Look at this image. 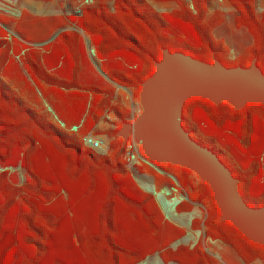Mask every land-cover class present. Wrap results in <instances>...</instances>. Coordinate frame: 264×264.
<instances>
[{
    "label": "trees",
    "instance_id": "1",
    "mask_svg": "<svg viewBox=\"0 0 264 264\" xmlns=\"http://www.w3.org/2000/svg\"><path fill=\"white\" fill-rule=\"evenodd\" d=\"M219 1L153 0L176 6L164 13L148 0H100L84 5L79 16H0V264H140L157 253L165 264L219 263L201 242L172 247L187 230L166 218L129 169L132 110L117 101L116 88L142 102L167 51L207 67L257 66L264 80V0L261 12L258 0H222L253 40L235 59L214 35L225 22L215 9ZM6 26L24 41L10 40ZM32 29L42 36L34 38ZM81 31L115 86L82 81L88 56ZM57 32L59 47L44 48L50 54L23 43H46ZM60 64L56 73L47 69ZM108 115L117 119L116 128L100 132ZM182 124L228 168L235 195L247 206L264 207V104L193 97L183 105ZM90 133L109 137L106 154L85 146ZM145 159L151 164L139 170L153 177L158 191L178 184L187 193L177 213L195 206L206 213L193 220V231L231 246L246 264H264V244L222 221L204 177L182 163ZM18 167L26 173L23 184L7 170Z\"/></svg>",
    "mask_w": 264,
    "mask_h": 264
},
{
    "label": "water",
    "instance_id": "2",
    "mask_svg": "<svg viewBox=\"0 0 264 264\" xmlns=\"http://www.w3.org/2000/svg\"><path fill=\"white\" fill-rule=\"evenodd\" d=\"M257 66L252 69L198 64L183 54H165L158 74L147 83L149 113L134 129L138 137L151 143L148 158L168 159L192 167L210 184L222 213V221L237 226L249 239L264 244V207L245 205L234 192L235 182L218 155L197 143L183 127V105L193 97H207L218 102L230 99L237 106L264 104V80ZM145 135V136H144Z\"/></svg>",
    "mask_w": 264,
    "mask_h": 264
},
{
    "label": "rangeland",
    "instance_id": "3",
    "mask_svg": "<svg viewBox=\"0 0 264 264\" xmlns=\"http://www.w3.org/2000/svg\"><path fill=\"white\" fill-rule=\"evenodd\" d=\"M94 0H23L21 4V12L23 15V12L26 11L33 17H41V16H54V15H74L79 16L81 14V10L86 4L93 3ZM109 1L111 4H113V0H106ZM151 2L155 8L164 13H169L173 9L176 8L175 5H169V6H159L155 5L153 0H148ZM258 11L261 12L263 10L262 2L261 0H258L257 3ZM215 9L220 10L224 14L225 22L216 29L214 32V35L217 40L223 41L228 48L230 49V58L235 59L239 55H241L248 47L252 45V37L245 29H239L235 25V16L236 13L234 10L230 9L226 5L222 3V0H220L217 4ZM21 15V17H22ZM20 17V18H21ZM19 18V19H20ZM16 19V20H19ZM4 28V27H3ZM7 31L9 32L10 37H16L19 40L24 41L20 35L15 31L13 26H6ZM31 29V28H30ZM73 29H76V26L73 25ZM32 33V36L34 38L42 36V33L39 30L32 29L30 30ZM81 34L84 38V43L87 49V64L84 67V73H83V82L90 83V82H97L100 85L106 86H115L103 73V64L98 59L95 51V47L92 43V40L89 36L85 35L83 31H81ZM58 35L59 32L55 33L47 42L52 47H59L58 43ZM25 45L29 47H35V48H42L44 49L47 44L41 43V44H30L27 42H23ZM6 78H8L6 76ZM259 79L262 80L261 77ZM11 81L13 83H18L16 78L10 77ZM117 88V101L122 103L124 106L129 107L132 110V116L130 117L129 121L131 122V136H133V132L136 130L138 125V121L147 113H149L150 109L147 105L146 99L150 95V88H146V94L145 99L142 102L134 101L132 98V93L130 90L125 88ZM27 96V93L25 94ZM32 101H36L35 97L31 95ZM236 103V102H235ZM56 123H59L55 119ZM116 122L117 119L113 115H108L97 127V130L100 132H106L110 129L116 128ZM134 129V131H133ZM136 135L138 133L136 132ZM145 136V135H144ZM101 137H105V139L109 140V137L107 135H102ZM141 139V137H140ZM143 143L141 146L139 145V151L143 158L146 156L148 157V149L151 145L149 142V139L146 137L142 138ZM99 154L103 155L108 152L107 149H103L102 151H97ZM151 164V163H150ZM142 163H135L129 165V169L132 171L134 175H137L140 173V167ZM22 173L25 177V171L22 170ZM198 174L199 172L196 171ZM13 176L17 178V173H14ZM164 193H166L170 198H176L177 200H187V193L180 189L179 185L177 184L176 187H166L163 188ZM202 215L205 216L206 213L200 208ZM257 264H262V262H258Z\"/></svg>",
    "mask_w": 264,
    "mask_h": 264
},
{
    "label": "crops",
    "instance_id": "4",
    "mask_svg": "<svg viewBox=\"0 0 264 264\" xmlns=\"http://www.w3.org/2000/svg\"><path fill=\"white\" fill-rule=\"evenodd\" d=\"M97 1L100 0H94L93 3ZM54 16H58V15H54ZM65 16H70V15H65ZM9 39L11 40L12 37H10ZM45 44H48V42H46ZM51 50L52 49L50 50L44 49L43 53L50 54ZM61 66L62 65L60 64L58 68L53 69L52 67H47V69L51 73H56V71ZM7 170H9L11 174L17 173V179L19 184H23L25 182L26 173L24 177L22 173L23 169L21 167L7 168ZM2 171L3 169L0 167V172ZM134 177L144 190L156 196V199L160 207L162 208L166 218L172 223L180 227H183L187 230V235L172 245L174 249L178 248L181 245L195 247L198 243L201 242L205 247V249L219 260L218 264H246L231 246L218 240L215 241L206 238L204 231H193L191 229L192 222L195 218H200V219L204 218L199 206H195L194 210L190 213H177L176 207L180 202H182V200H177L176 198L175 199L170 198L166 193H164L165 192L164 189L158 191L153 177H151L148 174H143L140 172L137 175H134ZM140 264H165V263L162 261L160 255L157 253L147 257V259H145ZM169 264H176V263H169Z\"/></svg>",
    "mask_w": 264,
    "mask_h": 264
},
{
    "label": "built area",
    "instance_id": "5",
    "mask_svg": "<svg viewBox=\"0 0 264 264\" xmlns=\"http://www.w3.org/2000/svg\"><path fill=\"white\" fill-rule=\"evenodd\" d=\"M22 0H0V16H5L11 19H19L22 15L21 12ZM134 131V129H133ZM85 146L91 148L95 151H102L103 149H109V140L105 137H97L93 133L87 135L84 139ZM143 143L142 138L136 135V132H133L131 136V141L127 145L126 155L129 165L135 163H147L150 162L143 158L139 151V145Z\"/></svg>",
    "mask_w": 264,
    "mask_h": 264
}]
</instances>
